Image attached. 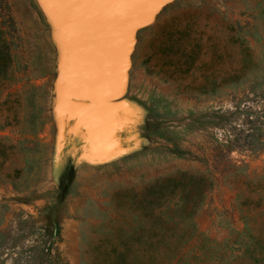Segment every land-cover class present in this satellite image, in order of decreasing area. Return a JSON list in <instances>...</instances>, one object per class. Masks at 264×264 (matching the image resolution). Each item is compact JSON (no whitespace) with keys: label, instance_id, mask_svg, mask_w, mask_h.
<instances>
[{"label":"rangeland","instance_id":"1","mask_svg":"<svg viewBox=\"0 0 264 264\" xmlns=\"http://www.w3.org/2000/svg\"><path fill=\"white\" fill-rule=\"evenodd\" d=\"M0 15L15 52L0 81V264H115L156 220L191 252L239 255L264 191V0H172L138 31L124 95L135 146L103 163L59 151L58 56L35 1L0 0ZM182 172L209 178L201 203L183 217L182 190L165 188L172 201L146 219L148 190Z\"/></svg>","mask_w":264,"mask_h":264},{"label":"water","instance_id":"2","mask_svg":"<svg viewBox=\"0 0 264 264\" xmlns=\"http://www.w3.org/2000/svg\"><path fill=\"white\" fill-rule=\"evenodd\" d=\"M34 1L58 56L54 110L59 151L90 163L125 154L135 146L139 117L135 105L124 99L136 35L172 0Z\"/></svg>","mask_w":264,"mask_h":264},{"label":"trees","instance_id":"3","mask_svg":"<svg viewBox=\"0 0 264 264\" xmlns=\"http://www.w3.org/2000/svg\"><path fill=\"white\" fill-rule=\"evenodd\" d=\"M4 27L0 15V81L7 79L15 56L12 38ZM261 143L263 144V142ZM176 185L182 190L181 198L179 199L183 205H186L182 210L183 217H188L193 213V209L201 203L205 195V186H210V182L209 178L205 175L182 172L175 177H170L164 182L159 183L157 188L148 190L149 194L154 198L151 200L149 208H142V210L147 212L145 214L146 219L150 217V221H154L155 215H159V212L156 211H160L162 205H169L168 203L172 201L173 191L165 195V188H173ZM188 189L195 192L196 200L186 196L188 192L190 194ZM258 195V206H256L258 214L257 217H254L255 219L257 218L255 226L252 227L246 220L244 221L245 229L238 233V235L243 234L244 238H238V236L235 239L240 253L239 255H235L234 253H230L229 255L234 258H241L245 261L244 264H264V191L259 192ZM136 204L141 205L142 202L139 200ZM187 206L190 207L187 208ZM136 209L139 210V207ZM148 222H139L136 225L135 231L139 234L134 236L130 243V246L133 247V253L124 254L114 251V255L113 252L115 264H241L234 260H226L230 257L225 258V256H221L217 251L204 243L199 245L194 252H191L186 249L189 247L187 246L190 240L189 237L183 238L180 241L160 238L158 235V230L160 229L158 227L159 222L157 220L156 222ZM145 232L146 236H143L142 234ZM142 247L145 248V251H140ZM103 262L106 263V259Z\"/></svg>","mask_w":264,"mask_h":264},{"label":"snow or ice","instance_id":"4","mask_svg":"<svg viewBox=\"0 0 264 264\" xmlns=\"http://www.w3.org/2000/svg\"><path fill=\"white\" fill-rule=\"evenodd\" d=\"M105 3H129L131 0H103Z\"/></svg>","mask_w":264,"mask_h":264}]
</instances>
